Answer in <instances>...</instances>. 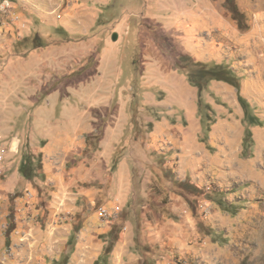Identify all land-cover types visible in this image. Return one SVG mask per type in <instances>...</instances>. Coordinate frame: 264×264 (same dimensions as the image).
Listing matches in <instances>:
<instances>
[{
  "label": "rangeland",
  "instance_id": "obj_1",
  "mask_svg": "<svg viewBox=\"0 0 264 264\" xmlns=\"http://www.w3.org/2000/svg\"><path fill=\"white\" fill-rule=\"evenodd\" d=\"M0 158V264H264V0H0Z\"/></svg>",
  "mask_w": 264,
  "mask_h": 264
},
{
  "label": "trees",
  "instance_id": "obj_2",
  "mask_svg": "<svg viewBox=\"0 0 264 264\" xmlns=\"http://www.w3.org/2000/svg\"><path fill=\"white\" fill-rule=\"evenodd\" d=\"M189 56L188 55H182L181 56V60L183 61H188L189 60ZM193 64L195 66H199V78L201 81H198L196 79V77H194V75H189L190 81L193 82V84H195L197 86L198 92H200L205 84L210 81V80H220V81H224L226 83H229L231 85H233L237 91H238V82H237V78L231 74L228 69L221 67L219 64H215L212 66H205L203 63H200L199 61H193ZM238 98V102L240 104V106L242 107L243 111H244V116L247 115V109H248V103L246 101V99L244 97H242L239 92L237 95ZM248 119L251 123H257L256 120L254 119V117H249ZM30 165H26L25 163H23L20 166V171L21 173L28 177L30 175Z\"/></svg>",
  "mask_w": 264,
  "mask_h": 264
},
{
  "label": "built area",
  "instance_id": "obj_3",
  "mask_svg": "<svg viewBox=\"0 0 264 264\" xmlns=\"http://www.w3.org/2000/svg\"><path fill=\"white\" fill-rule=\"evenodd\" d=\"M0 162H1V158H0Z\"/></svg>",
  "mask_w": 264,
  "mask_h": 264
}]
</instances>
